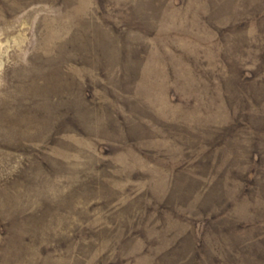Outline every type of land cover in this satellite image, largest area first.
Segmentation results:
<instances>
[{"label":"rangeland","instance_id":"rangeland-1","mask_svg":"<svg viewBox=\"0 0 264 264\" xmlns=\"http://www.w3.org/2000/svg\"><path fill=\"white\" fill-rule=\"evenodd\" d=\"M0 264H264V0H0Z\"/></svg>","mask_w":264,"mask_h":264}]
</instances>
